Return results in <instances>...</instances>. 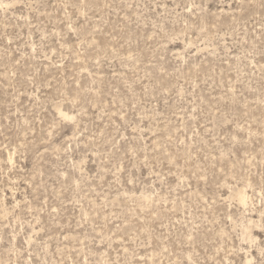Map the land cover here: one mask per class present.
<instances>
[{"label": "rangeland", "instance_id": "374dc122", "mask_svg": "<svg viewBox=\"0 0 264 264\" xmlns=\"http://www.w3.org/2000/svg\"><path fill=\"white\" fill-rule=\"evenodd\" d=\"M0 264H264V0H0Z\"/></svg>", "mask_w": 264, "mask_h": 264}]
</instances>
